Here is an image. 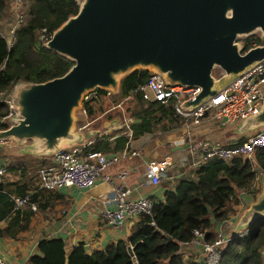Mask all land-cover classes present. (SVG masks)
Listing matches in <instances>:
<instances>
[{"label":"trees","instance_id":"obj_1","mask_svg":"<svg viewBox=\"0 0 264 264\" xmlns=\"http://www.w3.org/2000/svg\"><path fill=\"white\" fill-rule=\"evenodd\" d=\"M6 4L5 0H0V18ZM22 4L23 19L13 30L14 41L8 46L0 35V117L10 112L5 96L15 83L42 82L62 75L72 64L71 60L40 44L37 41V33L42 28L46 34L51 33L68 16L76 12L77 1L22 0ZM253 42L254 45L264 43V35L262 38H244L242 50L252 47ZM148 74L147 69H133L119 80L115 92L107 93L104 89H94L82 100L81 110L89 120H93L103 110L100 106L95 108L96 101L109 97L115 103L117 99L127 97L129 141L147 144L149 138L156 136L154 133L157 129L163 133L180 135L184 129L181 119L174 113L171 101H148L135 90ZM107 116L104 118L111 119ZM212 123L221 131L227 129L217 126L214 121ZM192 126L193 129L198 124ZM125 131V128H121L115 133L94 135L83 150L110 152L123 149L126 143H129ZM244 139L243 135L236 139L222 137L220 141L213 143L229 147ZM182 141L181 146L186 143L184 139ZM178 151L183 154L172 163L173 168L188 158L186 148ZM4 157L9 158L8 162L2 161L1 165L8 172H16L18 178L14 181H0V223H4L0 226V237L15 239L19 232L27 229L34 212L28 206L22 209L14 208L8 194L23 195L33 190L29 202H36L37 211L52 207L63 195L57 190L38 189L36 181L34 182L35 172H28V163L23 157L10 159L0 148V161ZM35 160L36 164L29 163L38 169L49 163V156L35 157ZM184 170L181 167L179 176L177 174L164 181L168 186H164L161 199L150 197L149 214L136 217L137 220L125 239L110 243L103 249L87 252L81 243L66 249L61 237H43L36 241L35 252L28 256L27 263L204 264L197 255L190 253L183 256L179 253V243L189 241L194 229L203 232L204 240L211 241L214 235L211 220L222 224L228 214L234 213V206L242 203L238 192L249 196L251 200L255 198L257 175L259 173L264 176V147L257 149L251 158L232 157L226 161L208 158L196 168ZM168 174H171V167ZM245 228L244 235H233L222 245L217 264H264V255L260 254L264 244V220H252ZM128 245L131 247V253L126 249Z\"/></svg>","mask_w":264,"mask_h":264},{"label":"water","instance_id":"obj_2","mask_svg":"<svg viewBox=\"0 0 264 264\" xmlns=\"http://www.w3.org/2000/svg\"><path fill=\"white\" fill-rule=\"evenodd\" d=\"M256 30L264 33V0H81L43 44L71 66L60 76L11 87L15 115L0 130V141L30 139L32 154L74 141L72 111L83 95L96 88L115 92L119 80L137 68L161 74L169 85L198 86L180 104L193 108L264 59V43L243 51L235 40ZM214 67L222 72L217 78ZM262 125L264 104L242 118L236 131ZM261 184L239 224L261 218L264 179Z\"/></svg>","mask_w":264,"mask_h":264},{"label":"built area","instance_id":"obj_3","mask_svg":"<svg viewBox=\"0 0 264 264\" xmlns=\"http://www.w3.org/2000/svg\"><path fill=\"white\" fill-rule=\"evenodd\" d=\"M9 4L13 20L7 23L4 37L7 45L14 41L13 30L22 19V0H5ZM50 37L45 29L37 33V41L44 44ZM254 46V42L252 43ZM136 91L140 92L145 100L167 103L171 101L174 113L181 119V126L184 129V136L190 133V126L203 121H214L217 126L223 129L239 122L242 118L256 112L260 105L264 104V59L256 63L248 71L233 79L227 86L217 91L214 95L202 101L193 108L181 107L182 101L194 97L199 92L198 86L169 85L162 75L149 71L148 76L139 84ZM107 93L109 91L107 90ZM87 93L82 97L86 99ZM129 122V121H128ZM1 124V118H0ZM127 142L130 139V129L124 123ZM186 136V137H187ZM183 137V135H182ZM91 141L75 143L65 147H57L49 155V163L36 169V187L43 190H58L66 187L87 189L96 183H105L108 186L109 194L104 196L97 205L96 215L99 220L108 226H117L123 220L136 218L140 214H149L151 207L150 197L131 196L132 188L125 183L127 171L120 169L110 174L108 169L127 154L138 155L135 150H129L128 145L118 152H103L100 150H86L84 146ZM188 156L185 163L180 162L178 168H196L208 158L229 160L232 157L251 158L257 149L264 147V125L252 130L245 139L229 147H222L218 143L198 140L188 144ZM172 166V159L169 155L159 160H151L145 163L144 180L147 185L157 186L161 181L173 177L168 174ZM178 174L176 170L175 175ZM8 176V171L0 165V181L2 177ZM33 190L23 195L8 194L13 202L14 208L22 209L28 206L33 212L37 211L36 202H29ZM264 220V210L260 213ZM69 216H65L59 222L58 227L46 237H53L57 232L63 230L69 223ZM246 228L235 234L242 236ZM231 235L225 231L223 224H218L211 241L203 239V232L192 230V237L189 241L179 243L178 252L184 255H197L204 264H217L221 247ZM264 255V244L260 249ZM0 264H10L0 257Z\"/></svg>","mask_w":264,"mask_h":264},{"label":"crops","instance_id":"obj_4","mask_svg":"<svg viewBox=\"0 0 264 264\" xmlns=\"http://www.w3.org/2000/svg\"><path fill=\"white\" fill-rule=\"evenodd\" d=\"M0 23H3L1 18ZM7 23L8 22L4 23V28L6 27L5 30H7ZM94 121L97 122V125H94ZM237 123L231 127V129L234 127V133L232 131L230 135H228L226 131L218 129L212 121L200 122V125L198 124V126H195L193 129V126L190 127L192 130L191 139H195L193 142L190 141L191 133H189L188 136L186 135V137L183 134L184 132L180 133V135H175L170 132L164 139H161L160 141L156 140L153 143L152 141H149L147 144L130 140L127 144L128 149L131 151H137L138 155L127 154L125 158H121L114 165H112L108 171L110 174H114L120 169L127 171L124 181L127 185L131 186V196L133 198L147 196L161 199L163 188L168 185L164 183L165 180L161 181L157 186L147 185L144 180L145 163L151 160H159L165 156V154L171 157L173 163L183 154L179 153L178 150H182L184 148L187 150L188 144H192L198 140L212 143L218 142L222 137L223 139H236L237 137L242 135L245 136L252 131H245L243 133L237 132ZM88 124H92L94 126L91 129L88 128L90 130L89 133L91 136H89L91 138L94 135H106L105 131L107 130H109L107 134H110L121 129L116 120L113 118L107 119L98 115L93 120L88 121V123L80 127L77 131H74L77 138L72 142H66V146L75 143H84L85 141L90 140L91 138L87 139L84 135L85 126ZM183 139L186 143L181 146L180 144L183 142ZM7 141L8 140L0 141V148H2L4 154H8L7 152L13 151L12 149L14 148L12 147L15 146V144H11ZM17 147L16 151L19 152L20 150L21 153L19 154L24 155L26 147L24 145ZM120 150L121 149L114 152L116 153ZM2 161L8 162V158L4 157L0 161V165ZM176 170L178 171L179 176L180 169L178 167L173 168V166H171V174L173 176H175ZM17 178L18 174L16 172H8V176L2 177L1 181L5 179L14 181ZM263 178L264 176L258 173L257 179ZM259 182H261V180ZM57 191L63 195V198L59 201L56 200L53 206L45 211L34 212L30 218L27 229L19 232L15 239L0 237V257L10 262V264H28L27 258L35 252L36 241L40 238L46 237L53 230H55L58 227L59 222L65 216L70 217L69 223L63 230L57 232L55 237H61L63 239L66 249L81 243L87 252L93 249H103L110 243L116 242L119 239H125L130 234L133 224L137 220L135 217L125 219L117 226H108L99 220L96 215L97 205L100 204V201L104 198V196L106 197V195L109 194L108 186L105 183H96L94 186L87 189L66 187L58 189ZM238 196L242 199V203L234 206V213L228 214L222 223L225 227V231L231 236L245 229L246 225L239 224V217L248 204L254 200L249 199L247 202L244 201V195L242 192H238ZM211 223L212 231L215 232L218 227V222L215 223L211 220ZM3 224L4 223H0V226H3Z\"/></svg>","mask_w":264,"mask_h":264},{"label":"rangeland","instance_id":"obj_5","mask_svg":"<svg viewBox=\"0 0 264 264\" xmlns=\"http://www.w3.org/2000/svg\"><path fill=\"white\" fill-rule=\"evenodd\" d=\"M77 2H80L81 0H76ZM7 3V2H6ZM24 6V5H23ZM9 4L7 3L6 4V7L4 8V11L3 13L1 14V20L3 21V23H0V33H4L6 34V30L4 28V23L5 22H11L13 20V17H12V12L10 13V10H9ZM24 9V7H23ZM22 19H23V16H22ZM264 33H261L259 30H256L250 34H247V35H238L236 37V43L239 44L240 47H242V42L244 41V38H246L247 36H252L253 38H262ZM148 71H150L149 68H147ZM221 70L218 68V67H214L212 69V72H211V75L214 77V78H217L220 74H221ZM10 90L11 88L9 89V91L6 93V96H5V100L8 104V107L10 109V112L4 116V117H0L1 118V124H4L5 126H1L0 124V130L6 128L9 124L12 123V118L14 117L15 115V109L13 108V105L11 103V99H10ZM93 92V90L89 93H87V96H89L91 93ZM103 99H100L98 101H96V104H95V108H97L98 106L102 107L103 110H102V113L99 114V116H101L102 118H104L105 116L107 117H111L113 118L114 120H116L117 124L120 126V128H125L123 125L124 123L127 124L128 123V118H129V112L127 111V108L128 107V104H127V97L125 98H122V99H117L116 102L114 103V101H112V99H110L109 97H102ZM0 99H1V96H0ZM81 103H82V100L79 101V106L75 107L72 111V116L74 118L73 120V125L71 126L72 127V131H77L80 127L84 126L86 123H88V121L92 120L89 118H87L83 111L81 110ZM98 116V115H97ZM101 119V118H100ZM103 120V119H101ZM95 122V121H94ZM94 125H97V122L94 123ZM94 126L92 124H88L85 126V132H84V135L86 136L87 139H90L91 137V134L89 133L90 130L88 128H93ZM232 127V126H231ZM231 127H228L225 131L228 135H230V133L233 131L234 133V127L231 129ZM106 130V129H105ZM104 130V131H105ZM190 141L193 142L195 141V139H191L192 138V130L190 129ZM80 132H83V131H80ZM102 132V131H101ZM83 134V133H82ZM155 137H151L148 139V142L149 141H152V143L156 140L160 141L161 139L165 138V136L168 134V133H163L160 129H157ZM90 135V136H89ZM85 139V140H87ZM8 140L7 142H10L11 144H15V146H13L12 149L13 151H10V152H7L8 156L10 157V159L14 158L16 156H18L19 158H22L23 157V160L26 161L28 163V172L30 174H33L34 172H36V166H32V164H36V160H35V157H46V156H49V154H32L30 152V149L32 147V144H33V141L28 139V140H24V141H21V142H18V141H15L14 139L12 138H8L6 139ZM20 145H24L26 148H25V153L24 155H19L20 150L19 152L16 151V148H18L17 146H20ZM66 146V141H62L61 144L58 146V147H65ZM5 148V147H4ZM16 155V156H14ZM189 156L188 158L183 161V163H185L187 160H189ZM9 159V158H8ZM31 162V163H29ZM185 170L184 171H187L188 168L186 167H183ZM264 179V178H263ZM263 179H256V182H255V188L257 187V193H259V191L261 190V187H262V180ZM261 180V182H259ZM35 182V180H34ZM259 182V183H257ZM256 193V194H257ZM244 201H249L250 197L249 196H244L243 197Z\"/></svg>","mask_w":264,"mask_h":264},{"label":"flooded vegetation","instance_id":"obj_6","mask_svg":"<svg viewBox=\"0 0 264 264\" xmlns=\"http://www.w3.org/2000/svg\"><path fill=\"white\" fill-rule=\"evenodd\" d=\"M264 35V34H263ZM263 37V36H262ZM255 44V43H254ZM255 46V45H254Z\"/></svg>","mask_w":264,"mask_h":264}]
</instances>
